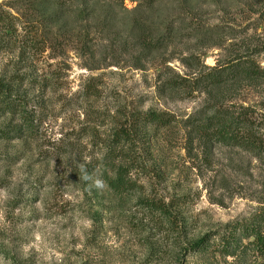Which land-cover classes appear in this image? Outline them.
<instances>
[{"label":"rangeland","instance_id":"rangeland-1","mask_svg":"<svg viewBox=\"0 0 264 264\" xmlns=\"http://www.w3.org/2000/svg\"><path fill=\"white\" fill-rule=\"evenodd\" d=\"M82 1L0 0L17 98L0 101V264H264L222 252L231 228L264 230V157L192 126L215 106L264 112V0ZM237 58L259 75L223 69ZM120 167L131 189L109 186Z\"/></svg>","mask_w":264,"mask_h":264},{"label":"trees","instance_id":"trees-1","mask_svg":"<svg viewBox=\"0 0 264 264\" xmlns=\"http://www.w3.org/2000/svg\"><path fill=\"white\" fill-rule=\"evenodd\" d=\"M159 1L161 0H148V4L153 6ZM99 2V0H96L95 4H98ZM81 5L82 7L80 11L88 13V9H90L88 0H83ZM6 21L7 16L2 10H0V23ZM90 23L91 22H87V24ZM144 40L146 41L147 37H145ZM157 43L158 42L150 40L147 45L153 46ZM79 48L84 52L92 51V47L88 44V40L85 38L80 40ZM235 60V62L230 63L231 66H224L223 69H226V67H238L237 69H240L239 73L248 76L259 75L257 69L251 65L247 68L242 67L246 61H243L240 58ZM217 68L218 66L216 65L214 69L216 70ZM223 74H225V72L211 75V83L220 85L222 79H224ZM16 80L22 82L23 78H17ZM170 85L172 87L186 88V85L183 82L174 81L170 82ZM14 89L12 83L7 81L5 77H0V101L5 102L6 107L9 109H12L17 105V98L14 97ZM145 119L158 121L163 124L169 122L167 118L156 112H149ZM192 126L194 131L198 133L202 139H206L205 142L212 137L219 142L248 150L255 156L264 157V112H261V114L258 115L252 108L244 106H241L239 109H235L232 106H215V110L212 114L206 116V119L203 121H192ZM107 181L109 186L116 191L131 189L136 183L124 167H120V169L117 170L116 176H107ZM151 205L156 209L165 211L164 206L156 200L151 201ZM241 227L243 234L239 238L236 236V227L231 228L228 236H224L222 252L226 255H238L240 253L244 254L249 249H252L259 255L264 256V230L262 229V225L249 224L244 226V224H241ZM245 238L248 239V241L242 243V240ZM208 243V237L204 236L193 242L191 247L193 249H199Z\"/></svg>","mask_w":264,"mask_h":264},{"label":"clouds","instance_id":"clouds-1","mask_svg":"<svg viewBox=\"0 0 264 264\" xmlns=\"http://www.w3.org/2000/svg\"><path fill=\"white\" fill-rule=\"evenodd\" d=\"M85 178L87 179V177H85ZM96 184H97V186H102L101 181H99V180L96 181Z\"/></svg>","mask_w":264,"mask_h":264}]
</instances>
